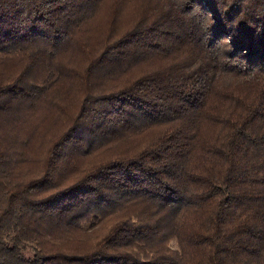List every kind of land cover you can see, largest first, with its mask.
<instances>
[{
  "label": "trees",
  "instance_id": "trees-1",
  "mask_svg": "<svg viewBox=\"0 0 264 264\" xmlns=\"http://www.w3.org/2000/svg\"><path fill=\"white\" fill-rule=\"evenodd\" d=\"M180 2L0 0V264H264V0Z\"/></svg>",
  "mask_w": 264,
  "mask_h": 264
},
{
  "label": "clouds",
  "instance_id": "clouds-1",
  "mask_svg": "<svg viewBox=\"0 0 264 264\" xmlns=\"http://www.w3.org/2000/svg\"><path fill=\"white\" fill-rule=\"evenodd\" d=\"M179 2V0H178ZM189 0H182L180 2V8H182L185 4H187ZM199 10V8H194L193 12H196ZM224 11L227 10V8L223 9ZM200 11V10H199ZM215 23L214 19L212 18L211 14L203 15V22L202 27L206 32L211 28V26ZM230 37L224 38L220 44L218 45L221 48L222 55L227 59V57L224 55V53L229 52L232 50L231 44H230Z\"/></svg>",
  "mask_w": 264,
  "mask_h": 264
},
{
  "label": "rangeland",
  "instance_id": "rangeland-1",
  "mask_svg": "<svg viewBox=\"0 0 264 264\" xmlns=\"http://www.w3.org/2000/svg\"><path fill=\"white\" fill-rule=\"evenodd\" d=\"M106 14V4H103L100 10L98 11L97 15L94 17V20L91 22L92 30H94V39H99V28L101 26V23H103L104 19L102 15ZM96 30V31H95ZM146 65V64H145ZM143 65L142 67H144ZM149 65V64H148ZM154 65L150 64V67H153ZM141 67V68H142ZM141 68H139L137 71H139ZM154 68V67H153ZM135 73V72H134ZM133 73V74H134ZM107 153V152H106ZM30 244V242H29ZM32 244V243H31ZM170 246H174L173 242H170ZM26 254V253H25ZM27 255V254H26Z\"/></svg>",
  "mask_w": 264,
  "mask_h": 264
}]
</instances>
